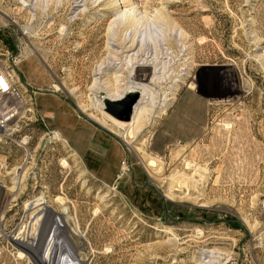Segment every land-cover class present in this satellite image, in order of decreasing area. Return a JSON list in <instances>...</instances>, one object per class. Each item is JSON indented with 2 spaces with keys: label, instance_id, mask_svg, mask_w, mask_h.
<instances>
[{
  "label": "rangeland",
  "instance_id": "374dc122",
  "mask_svg": "<svg viewBox=\"0 0 264 264\" xmlns=\"http://www.w3.org/2000/svg\"><path fill=\"white\" fill-rule=\"evenodd\" d=\"M5 50L33 117L0 138V264H264V0H0Z\"/></svg>",
  "mask_w": 264,
  "mask_h": 264
},
{
  "label": "built area",
  "instance_id": "2783aa9c",
  "mask_svg": "<svg viewBox=\"0 0 264 264\" xmlns=\"http://www.w3.org/2000/svg\"><path fill=\"white\" fill-rule=\"evenodd\" d=\"M16 59L7 50L0 52V138L19 132L25 116L33 117L32 97L16 69ZM18 144L25 146L26 141Z\"/></svg>",
  "mask_w": 264,
  "mask_h": 264
},
{
  "label": "bare ground",
  "instance_id": "6f19581e",
  "mask_svg": "<svg viewBox=\"0 0 264 264\" xmlns=\"http://www.w3.org/2000/svg\"><path fill=\"white\" fill-rule=\"evenodd\" d=\"M135 43L133 42L132 43V45H131V47H133V45H134ZM57 89V88H56ZM136 95H137V93H135ZM115 98V97H114ZM116 99L118 100V99H120V98H117L116 97ZM115 100V99H114ZM138 103V102H137ZM78 109L82 112V113H84V114H86V112H88V109H86V108H84V107H78ZM88 116V118L89 119H91V120H94V121H96V122H98L102 127H104V128H108V129H110V131L111 132H113V134L114 135H116V136H118V137H121L122 139H123V141L126 143V144H128V145H132V142L134 141L133 139L135 138V130L139 127V126H141V124H142V122H143V114H139L138 115V117H136V118H134L133 119V121L131 122V123H128V122H123L122 120H115V119H113L112 121H110L112 124H113V127H108V126H106V124L103 122V121H98V119H96V117H94L92 114H88L87 115ZM117 119V118H116ZM133 124H135L136 126L135 127H133ZM129 126H132L131 128L132 129H130V130H127V128L129 127ZM126 129L125 131H124V134L123 135H119V133L116 131L117 129ZM3 131H1L0 130V133H2ZM123 132V131H122ZM53 134V133H52ZM55 136V135H54ZM134 150H136V152H138L137 154H138V156H139V158H140V161H141V163H142V165L144 164L145 165V167H146V170L148 169L149 171H151V169H152V167H153V165H154V161H152V160H147L146 158L147 157H145V154H144V152L142 151V150H140V149H134ZM152 172V171H151ZM154 172V171H153ZM154 174V173H153ZM167 198H169V197H167ZM170 199V198H169ZM61 244H63V245H61ZM24 247H26V248H28V249H32L30 246H24ZM58 252H59V254H61V255H64V254H67L68 256H69V258L73 261V259L75 258V256H76V251H75V249H69L68 248V246H66L65 245V240H64V237H60L59 238V241H58Z\"/></svg>",
  "mask_w": 264,
  "mask_h": 264
},
{
  "label": "water",
  "instance_id": "95a60500",
  "mask_svg": "<svg viewBox=\"0 0 264 264\" xmlns=\"http://www.w3.org/2000/svg\"><path fill=\"white\" fill-rule=\"evenodd\" d=\"M135 98L133 100H130V98H128V100H130L129 102L128 100H125L123 102H117V101L113 102V101L105 100V105L108 108L107 112L111 116L117 119H120L124 116V120L128 121L131 116V107L135 101ZM12 242L15 243L14 241ZM17 246L21 248L23 251L29 253L28 250L24 249L20 245Z\"/></svg>",
  "mask_w": 264,
  "mask_h": 264
},
{
  "label": "crops",
  "instance_id": "0c3cea01",
  "mask_svg": "<svg viewBox=\"0 0 264 264\" xmlns=\"http://www.w3.org/2000/svg\"><path fill=\"white\" fill-rule=\"evenodd\" d=\"M54 134H56V136H59L60 137V135H58L57 133H54Z\"/></svg>",
  "mask_w": 264,
  "mask_h": 264
}]
</instances>
